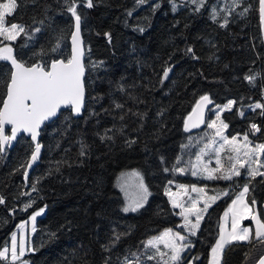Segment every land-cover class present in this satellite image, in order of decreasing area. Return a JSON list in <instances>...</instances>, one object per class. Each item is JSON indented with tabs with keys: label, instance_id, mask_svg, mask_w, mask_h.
<instances>
[{
	"label": "trees",
	"instance_id": "obj_1",
	"mask_svg": "<svg viewBox=\"0 0 264 264\" xmlns=\"http://www.w3.org/2000/svg\"><path fill=\"white\" fill-rule=\"evenodd\" d=\"M77 3L86 50L85 109L75 117L67 108L45 123L43 150L29 185L22 165L28 163L34 142L22 135L13 148L0 153L4 198L0 249L20 220L46 206L32 234V250L26 254L29 264H126L125 258L163 264L159 257L147 259L155 250L145 244L167 227L179 231L180 217L166 188L188 134L205 129V125L189 131L184 127L199 97L210 96L208 111L214 116L216 108L211 107L236 101L231 110L220 112L227 132L247 134L264 144V109L254 107L264 104L259 0H237L236 5L230 0L225 5L223 0H206L198 11L191 0H146L143 5L137 0H93L92 8ZM213 7L219 13L215 20ZM225 8H232L231 15ZM225 16L229 23L221 27ZM14 22L28 32L8 42L23 62L45 64L70 57L75 19L64 0H17L16 9L6 17L7 24ZM37 28L40 31H34ZM5 44L0 37V47ZM165 68L172 71L161 82ZM11 71L10 64L0 59V101ZM247 76H254V82ZM252 124L260 131L251 129ZM127 168L141 169L151 192L135 212L122 210L115 185L118 173ZM245 184L248 199L255 198L264 219V176L241 174L223 180L219 190L230 188V195L206 212L188 252L194 255V264H207L223 208ZM25 205L31 206L25 210ZM263 253L264 243L256 240L233 242L226 246L222 264H254Z\"/></svg>",
	"mask_w": 264,
	"mask_h": 264
},
{
	"label": "snow or ice",
	"instance_id": "obj_2",
	"mask_svg": "<svg viewBox=\"0 0 264 264\" xmlns=\"http://www.w3.org/2000/svg\"><path fill=\"white\" fill-rule=\"evenodd\" d=\"M87 8L94 6L93 0H80ZM141 5L146 3V0H137ZM67 12L71 14L75 19V31L71 35V54L67 59H56L46 62L45 64H33L30 67H26L24 63L16 60L13 56V49L9 45L0 47V59L10 60L15 68V71L10 75V83L7 86L6 99L0 101L2 107H0V153L4 152L5 145H11L13 140H16L17 134L27 132L31 136L32 141H36L39 136V129L41 125L52 117H55L62 106H71V110L79 114L82 110L84 101V65L82 58L84 55L83 41L80 35L81 27V15L77 12L78 3L77 0H64ZM191 3L197 4L199 7H203L206 0H191ZM237 4V0H233V5ZM261 20L264 22V0H259ZM17 7V0H6L4 3H0V37L4 40L14 41L17 37L23 33L25 36L28 32L23 25L12 23L7 25L6 17L14 12ZM175 10V4L173 5ZM228 15H231L232 8H225ZM248 8L244 9L246 13ZM131 15V13H129ZM244 13H241L243 15ZM219 13L216 8L213 7L211 18L215 20ZM228 17L225 16L221 27L228 25ZM34 31H40L39 28ZM143 31V29H141ZM59 47V44L57 45ZM56 51V49H52ZM188 53H193L191 48L187 49ZM171 68H165L163 70L162 80L168 79ZM250 83L254 82V76L245 77ZM212 101L208 95H202L199 100L196 101L195 107L189 113L185 121V130L189 131L190 128L199 127L200 124H204V109L211 104ZM236 104V101H229L221 108L216 106V119L207 123V127L214 129L215 134L213 136V143H215L216 137L221 138L220 148L223 149L225 144L229 145V152L235 153V155H229L227 159L230 162L229 168L221 175H213V173L220 172V167L209 170L207 165L203 166L202 171L208 172V179H224L231 180L233 177L241 175V169L246 170V174L249 177L254 178L257 175L264 176V172H260L259 168L264 167V163H261L259 156L264 154V144H257L254 147H250L251 142L248 140V135L245 134L242 138L243 143H238L239 137L233 136L229 139L224 135V129L228 127L220 119V112L231 110ZM121 107V105H117ZM255 108L264 109V104L256 103ZM243 116V111L239 113ZM264 114V112H262ZM217 121H220V126L217 127ZM191 122V124H189ZM11 125L10 135L5 134V126ZM251 129L260 131L256 124L251 125ZM42 145L35 143L34 149L31 151L29 162L22 167L31 168L32 163L37 161L41 152ZM208 148V145H205ZM243 150V158H241V152ZM204 150L201 151L203 155ZM85 153L81 152V155ZM201 156H197V161H200ZM217 165H220V159L217 155ZM255 165V166H254ZM222 167V166H221ZM176 171L183 172L184 169L176 168ZM164 171H169L165 168ZM196 171L192 172V175H197ZM25 178H27V171L24 172ZM124 182L122 187L125 190L126 196H128L127 206L123 208L124 212H135L144 206L147 198L151 193L148 191L147 186L143 183V177L139 172H132L123 174ZM171 184L172 181H169ZM135 187L136 191L134 195L128 194V189ZM181 188L184 186L181 185ZM32 190L35 191V185H32ZM193 192L201 193V199L207 196L205 189L192 188ZM249 193V187L247 184L243 186V190L232 200L228 210L224 213V223L219 230V237L215 244L211 248V261L210 264H222L223 253L226 246H230L233 242H245L251 244L253 240L260 243H264V219L253 211L256 204L255 198H252L251 204H249L245 197ZM170 196L174 195L171 192ZM230 195L229 191L225 190L222 193H218L214 196H207L204 199L203 207H197L199 200H192L190 207H185L183 203H177L173 199V206L180 208L178 213L184 218V224L182 228H186L190 235H195L196 231L200 227L203 215L211 207L212 203L221 196ZM0 203H4V198L0 197ZM31 205H25V210ZM44 211L41 208L31 216V221L34 223L36 217ZM195 217L194 222L189 217ZM230 217V227H229ZM250 218L255 222V227L243 226L242 222L245 219ZM27 223V222H25ZM24 224L19 227L23 230ZM35 231V228L32 229ZM120 234L115 236V241H119ZM160 244H163L165 248L169 249V252H164L160 249ZM191 243L186 235H183L181 231H174L173 229H166L160 236L149 239L145 247L154 249V255L147 257V259L154 260L159 257L163 264H179L182 259V253H184ZM26 250V243L23 238L17 243L16 233L12 234L10 247H4L0 249V259L8 260L9 254L11 261L15 262L20 260L24 256ZM165 256L168 257L165 260ZM126 264H139V258L136 260H130L125 258ZM27 264V262H24ZM258 264H264V256H261L258 260Z\"/></svg>",
	"mask_w": 264,
	"mask_h": 264
},
{
	"label": "rangeland",
	"instance_id": "obj_3",
	"mask_svg": "<svg viewBox=\"0 0 264 264\" xmlns=\"http://www.w3.org/2000/svg\"><path fill=\"white\" fill-rule=\"evenodd\" d=\"M227 1H229V0H223V4L225 5L227 3ZM4 2H6V0H4L2 3H4ZM230 4L233 5V0H230ZM14 23H16V22H14ZM17 24H19V23H17ZM7 25H11V24H7ZM19 25H21V24H19ZM8 42H10V41L5 40V43H6L5 45H9ZM211 108L213 111L216 108V106H213ZM215 119H216V115L214 116V113H212L210 110L207 111L205 129H203L201 131H197V132H190L188 134V139L184 142L182 150H181L179 157H178V159H179L178 162L180 164H178L176 167V168H182V169H184V171L183 172L175 171V176H173L169 180V181H172V183L171 184L168 183L167 188H166L167 197H168V199L172 205H173L172 201H173V199H175L177 201V203H183L185 207H190L191 201L198 199L199 203H198L197 207L202 208L203 204H204V199H206L207 196H214V195H217L218 193L224 192L225 190L229 191L230 188L225 189V190H223V189L219 190V185H221V182L224 179H208L207 178L208 172L202 171L204 165H207V168L209 170L220 167V172L213 173V175H221L224 171H226L229 168L230 162L227 159V157L229 155H233V156L235 155V153L229 152L230 146L227 144H225L223 149L220 148V143H221L220 137H216L215 143H213L212 138L215 134V130L208 128L207 123H210L212 120H215ZM220 119L223 121V119L221 117H220ZM219 126H220V121H217V127H219ZM223 131H224V135L227 136L229 139H231V137H233V136H238L239 137L238 143H243L242 138L244 135L229 134L227 132V128L224 129ZM248 140L251 142V144L249 145L250 147H254L257 144H263L262 142H259L257 139L251 138L250 136L248 137ZM205 145H208V148H205ZM202 150H204L203 155H201ZM217 155H218L220 162H221L220 165H217V163H216ZM261 155H263V154H261ZM261 155L259 156V160L262 157ZM197 156H201L200 161H197ZM241 158H243V150L241 152ZM260 162H261V160H260ZM193 171H196L198 174L192 175ZM240 171H241V174L246 175L245 169H241ZM259 171L264 172L263 167L259 168ZM132 172H139L141 174V176L143 177V183L147 186L148 191L150 192V189H149V186L146 182L144 173L141 169L127 168V169L121 170L115 179V185H116V188L121 193V196L123 199L122 210L125 206H127V203H128V196H126L125 190L121 186L122 183L124 182L123 174H128V173H132ZM233 179H234V177H233ZM233 179H231L230 181H232ZM181 185H183L184 187L181 188L180 187ZM243 186L237 189L235 195L224 206L223 212L221 213V217H220L219 230H220L221 225L224 223L225 211L228 210L229 206L231 205L232 200L235 199L236 196L243 190ZM193 187L198 188V189L199 188L205 189L207 196H205L203 199H201L202 194L198 193V192H193L192 191ZM135 191H136L135 187H130L128 189V194L134 195ZM169 192H171L174 195L170 196L168 194ZM222 197H224V196L221 195L215 201V203H212L211 207L214 206L217 202L221 201L223 199ZM149 198H150V195L148 196L147 201L144 203V205L148 202ZM245 199L249 204H251V201L248 199L247 194H246ZM41 208H43L44 211L39 216L36 217V220L33 223L31 221V216L35 212L39 211ZM175 208L177 209L178 213L181 211L180 208H177V207H175ZM45 211H46V206H42V207L34 210L27 218L20 220L17 223V225L15 226V228L12 230V232L10 234L9 241L5 245H3L1 247V249L4 247H10L12 234L16 233L18 244H19V241L21 240V238H23L25 240V243H26L25 254L23 257L20 258V260H17L15 262L11 261V257L9 254V259L8 260L0 259V264H24V262H27V264H29V261L26 259V254L32 250V240H31L32 234H33L32 229H33V227L35 228L38 218L40 216H42L45 213ZM253 211L261 217L257 203L255 204ZM129 212H132V211H129ZM205 214L203 215V219L201 220L200 227L196 231L195 235H190L186 228L181 227L184 224V218L178 214L180 219L176 225L177 230L181 231V233L183 235H186L188 237V240L190 241V243L192 245L184 253H182V259L179 262V264H194V262H195L194 261V255L192 256V253L188 254V252H190V250L194 246L195 242L193 239L195 237H197V235L201 229ZM189 218L191 220H193V222H194V219H195L194 215L190 216ZM261 219H263V218L261 217ZM25 222H27V223H25ZM21 224L25 225L23 230L19 227ZM242 224H243V226H251L253 228L255 227V222L252 221L250 218L245 219L242 222ZM229 227H230V217H229ZM166 229H173L175 231L174 228L167 227V228L163 229L162 231H160L159 233L150 236L146 240V242L153 237L160 236ZM219 230H218V235L216 237V240L219 237ZM216 240H215V242H216ZM215 242L213 243V245L215 244ZM160 247H164V245L160 244ZM185 255L187 256L186 259H185ZM164 259L167 260L168 257L165 256ZM210 261H211V249L209 251V257H208L207 264H210ZM169 264H171L170 261H169Z\"/></svg>",
	"mask_w": 264,
	"mask_h": 264
},
{
	"label": "water",
	"instance_id": "obj_4",
	"mask_svg": "<svg viewBox=\"0 0 264 264\" xmlns=\"http://www.w3.org/2000/svg\"><path fill=\"white\" fill-rule=\"evenodd\" d=\"M259 14H260V4H259ZM260 22H261L262 35H263V40H264V22H262V20H261V14H260ZM74 31H75V27H74L72 33H73ZM71 35H72V34H71ZM80 35H81V38H82V41H83V47H84V55H83V58H82V63H83L84 68H85L84 76H83V82H84V101H83L82 110H81V112H80L79 114H76V113H74V112L72 111L75 117H79V116H81V115L83 114V111H84V109H85V105H86V86H85V76H86V72H87L86 65H85L86 50H85L84 39H83V36H82V28H81V27H80ZM70 43H71V37H70ZM71 48H72V43H71ZM12 49H13V48H12ZM12 54H13V56L16 58L17 61H19V62H21V63H24V65H25L26 67H30V66H32L33 64H39L38 62L31 63V64H27V63L23 62L22 60H20V59L15 55L14 50H13V53H12ZM57 59H63V58H57ZM53 60H56V59H53ZM5 61H7V62L10 64V66H11V68H12L11 73L14 72V71H15V68H14V66L12 65L11 61H10V60H5ZM9 83H10V80H9L8 84H9ZM6 92H7V91H6ZM208 96H209V95H208ZM209 97H210V96H209ZM4 99H6V95H5ZM4 99H3V100H4ZM210 99H211V98H210ZM198 100H199V99H198ZM198 100H197V101H198ZM2 106H3V105L1 104V107H2ZM209 106H210V104L204 109V120H205V123H204V124H200L199 127H196V128H190V130L198 129V128H200V127H202V126H204V125L206 124V117H207V111H208V107H209ZM194 107H195V105H194ZM194 107H193V108H194ZM67 108H71V106H62L61 109L58 111V113H57V115H56L55 117L50 118L49 120L45 121V122L41 125V127H40V129H39V136L37 137V140H36V141H33V142H34V145H35V143H37V142L40 143V144L42 145V147H41V152H42V150H43V144L40 142L42 128L44 127V125H45L46 122H50V121L54 120L55 118H57V117L60 115V113H61L63 110H65V109H67ZM191 111H192V110H191ZM188 115H189V114H188ZM188 115L186 116V118L188 117ZM185 121H186V119H185ZM189 124H191V122H189ZM8 127L11 129V125H6V126H5V134L10 135L11 132H10V131L8 132ZM22 135H24V136H26V137H29V138L31 139L30 134L27 133V132L18 133V134H17V138H16V140H13V141L11 142V145H10V146H9V145H5V147H4V152L7 150V148H13V147L15 146V144L17 143V140L19 139V137L22 136ZM41 152H40V154H41ZM39 156H40V155H39ZM39 160H40V159L38 158L37 161H35L34 163H32L31 168H26V169H25V171H27V178H25V175H24V180L26 181V185H29L28 178H29L31 172L33 171V169L35 168V166L37 165V163L39 162ZM28 162H29V161H28ZM261 256H264V253H263ZM261 256H260V257H261ZM260 257H259V258H260ZM259 258L257 259V261H256L254 264H258V260H259Z\"/></svg>",
	"mask_w": 264,
	"mask_h": 264
},
{
	"label": "flooded vegetation",
	"instance_id": "obj_5",
	"mask_svg": "<svg viewBox=\"0 0 264 264\" xmlns=\"http://www.w3.org/2000/svg\"><path fill=\"white\" fill-rule=\"evenodd\" d=\"M193 240H195V238H194ZM194 242H195V241H194Z\"/></svg>",
	"mask_w": 264,
	"mask_h": 264
}]
</instances>
